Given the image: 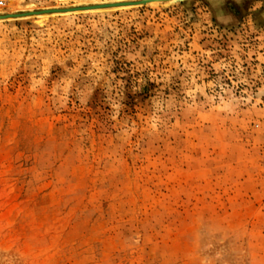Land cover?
I'll return each instance as SVG.
<instances>
[{"label":"rangeland","instance_id":"1","mask_svg":"<svg viewBox=\"0 0 264 264\" xmlns=\"http://www.w3.org/2000/svg\"><path fill=\"white\" fill-rule=\"evenodd\" d=\"M0 264H264V0L1 20Z\"/></svg>","mask_w":264,"mask_h":264},{"label":"bare ground","instance_id":"2","mask_svg":"<svg viewBox=\"0 0 264 264\" xmlns=\"http://www.w3.org/2000/svg\"><path fill=\"white\" fill-rule=\"evenodd\" d=\"M129 1L131 0H94L91 3H88V1L86 0H79L75 4L52 5V6H42V7H25V8H18L17 6H13L11 9L8 10H0V21L9 18L33 17L37 24L42 25L46 22L49 16H54L56 14L80 12L90 9L94 10L109 5H112L111 7L120 6V5L128 6L131 4L128 3ZM158 1L159 0H136L135 2L136 4H140V3H151ZM115 2H119V3H115Z\"/></svg>","mask_w":264,"mask_h":264},{"label":"water","instance_id":"3","mask_svg":"<svg viewBox=\"0 0 264 264\" xmlns=\"http://www.w3.org/2000/svg\"><path fill=\"white\" fill-rule=\"evenodd\" d=\"M136 0H131V1H129L128 3H131V4H136V2H135ZM159 1H161V0H159ZM115 3H119V2H115ZM110 4H113V3H110ZM109 6H112V5H109ZM109 6H106V7H109Z\"/></svg>","mask_w":264,"mask_h":264}]
</instances>
